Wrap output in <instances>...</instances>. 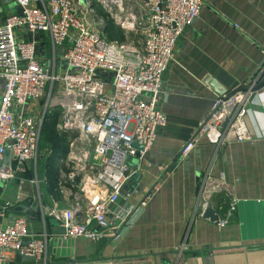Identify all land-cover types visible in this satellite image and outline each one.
<instances>
[{
	"label": "built area",
	"instance_id": "obj_1",
	"mask_svg": "<svg viewBox=\"0 0 264 264\" xmlns=\"http://www.w3.org/2000/svg\"><path fill=\"white\" fill-rule=\"evenodd\" d=\"M11 1L20 12L0 22V264L12 263L19 254L46 264L49 236L31 233L28 217L15 213L16 203L1 201L9 181L28 173L32 164L37 168L43 118L31 103L45 98V111L62 106L57 127L74 136L70 152L59 160L65 169L57 186L72 200L68 208H51L48 215L66 239H97L95 225L116 233L124 217L111 207L131 176L132 160L146 157L168 123L158 107L162 81L178 39L200 14L204 0H138L143 10L136 13L124 0H96L121 29L141 31V45L108 39L104 28L94 25V19L104 23L94 0ZM24 30L49 35L48 67L40 61L37 42L21 39ZM255 85L217 97L181 156L189 155L203 137L252 141L244 115ZM78 140L95 146L96 161L89 163L91 149L79 147ZM32 182L39 185L37 177ZM211 183L215 189L206 183L202 188L204 203L211 199L207 195L225 187V175Z\"/></svg>",
	"mask_w": 264,
	"mask_h": 264
},
{
	"label": "crops",
	"instance_id": "obj_2",
	"mask_svg": "<svg viewBox=\"0 0 264 264\" xmlns=\"http://www.w3.org/2000/svg\"><path fill=\"white\" fill-rule=\"evenodd\" d=\"M0 1V22L20 12L11 0ZM20 33L22 40L37 42L40 61L48 67L49 35ZM263 76L264 0H204L200 14L178 39L162 81L158 107L168 123L146 157L132 160L131 176L111 207L124 217L116 233L95 225L97 239L59 234L48 212L68 208L71 194L45 192L43 205L37 188L36 198H24L31 194L25 177L37 174L38 164L7 183L6 188L18 185L12 202L16 214L28 217L30 232L49 236L46 264H264V84L258 85ZM255 82L244 115L253 140L213 142L203 137L189 155L181 156L214 100ZM91 148L90 163L97 159L93 144ZM222 173L225 187L207 197L219 222L228 220L225 226L204 216L201 198L204 184L215 189L211 180ZM10 264L36 263L15 259Z\"/></svg>",
	"mask_w": 264,
	"mask_h": 264
},
{
	"label": "rangeland",
	"instance_id": "obj_3",
	"mask_svg": "<svg viewBox=\"0 0 264 264\" xmlns=\"http://www.w3.org/2000/svg\"><path fill=\"white\" fill-rule=\"evenodd\" d=\"M93 3H94L93 5L95 6V10L97 11V14L99 16L103 17L104 23L99 24L97 21H95V19L93 20V22H94V24H97V26L99 25L100 27L104 28L105 30L107 28L108 32H106V34L109 38H114V39H117L119 41H125V42H134L135 44L141 45V43L143 42V35H142L141 31L130 30L127 32V31L121 29L119 27V25L116 23L115 19H113L111 17V15L96 0H94ZM140 3L141 2L138 0H124L125 7L127 9L133 10L135 13H136V11L141 12L143 10V8L139 6ZM0 4H1V1H0ZM45 100L46 99L43 98L41 100L33 102L34 107L37 109L38 117L40 119L43 118V123H44L46 116H52L53 114H58V117H57V123H58V121L60 120L61 112H62V106L58 105L53 109L45 111V110H43V104H44ZM54 128H52L49 135H46L45 133L42 134V132H41V139H40V144H39V149H38V151H39L38 159L42 156L47 157V155H49V153H51L52 141L55 138L57 131L58 132L61 131L57 127V124L54 126ZM67 134L69 136H67V138L62 139V141H63L62 143L64 144L63 147L67 151L65 155H67L70 152V150H71L70 141L74 137V136L70 135L69 133H67ZM59 137H61V135H59ZM77 143H78L77 145L79 147L84 145L88 149H92L91 145L87 144L86 142H82L81 140H78ZM55 165L57 166V167L56 166L55 167L57 168L56 171L58 173L57 174V182H56L58 185L60 178H61V171L65 169V166H61L59 164V161L58 162L56 161ZM36 171H37V174H36V172H31V174H28L29 177H25V179L27 181H29V183L31 184V185H28V187L31 190V194L28 192H26V194L24 193L26 195V196L24 195V198L25 199L26 198L32 199L33 197L37 196L36 189L38 188L41 190L42 204L46 205L48 197L45 195V192L46 193L50 192V193L54 194V193H56V190L53 188H48L49 184H48L47 179L49 177V174H48L47 168H44L42 172H38V170H36ZM35 175H38L37 178L39 179V187L32 182ZM17 187H18V185H9V187L5 189L3 197L1 198L2 199L1 201L2 202L8 201V200L15 201L14 200L15 199L14 193H16Z\"/></svg>",
	"mask_w": 264,
	"mask_h": 264
},
{
	"label": "trees",
	"instance_id": "obj_4",
	"mask_svg": "<svg viewBox=\"0 0 264 264\" xmlns=\"http://www.w3.org/2000/svg\"><path fill=\"white\" fill-rule=\"evenodd\" d=\"M108 32V29L105 30ZM109 38V37H108ZM110 40H114V38H109ZM38 48V45H37ZM57 117L58 114H53L52 116H46L44 123L42 124L41 132L42 134L45 133L46 135H49L50 131L54 126L57 124ZM55 129V128H54ZM56 130V129H55ZM61 135V137H59ZM69 136L65 131H57L55 138L52 141V147H51V153L47 155V157H40L38 159V172H42L44 168L48 169V188H53L57 191V171H56V165L55 162L59 161L62 157L65 156L66 150L63 147V138H67ZM56 166V167H55ZM58 192V191H57Z\"/></svg>",
	"mask_w": 264,
	"mask_h": 264
},
{
	"label": "water",
	"instance_id": "obj_5",
	"mask_svg": "<svg viewBox=\"0 0 264 264\" xmlns=\"http://www.w3.org/2000/svg\"><path fill=\"white\" fill-rule=\"evenodd\" d=\"M215 86H217L215 83H213ZM264 84V76L262 78V80L260 81V83L258 84L259 86L260 85H263ZM0 102H1V96H0ZM138 148H142L141 145H139L138 143L135 144ZM9 156H10V153L7 152L6 153V163L8 162V159H9ZM93 159V153L90 155V158H89V163L92 161ZM3 187H4V183L2 182L0 184V194L3 192ZM205 204H206V208L204 210V216L207 217V218H210L212 222L214 223H218L219 222V216L217 214V212L214 210L213 208V205L211 203L210 200H207L205 201ZM129 223H132L131 221ZM54 224V223H53ZM56 225H58V223H55ZM59 234H63L64 233V230L63 228L60 227L59 229ZM16 260L17 261H24V262H30V261H34V257L32 256H26V255H17L16 257ZM37 264V263H36Z\"/></svg>",
	"mask_w": 264,
	"mask_h": 264
}]
</instances>
